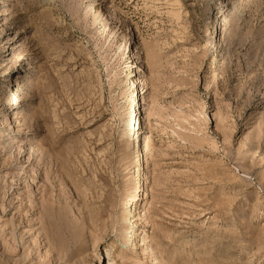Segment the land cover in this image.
I'll use <instances>...</instances> for the list:
<instances>
[{
	"label": "rangeland",
	"instance_id": "1",
	"mask_svg": "<svg viewBox=\"0 0 264 264\" xmlns=\"http://www.w3.org/2000/svg\"><path fill=\"white\" fill-rule=\"evenodd\" d=\"M0 264H264V0H0Z\"/></svg>",
	"mask_w": 264,
	"mask_h": 264
},
{
	"label": "bare ground",
	"instance_id": "2",
	"mask_svg": "<svg viewBox=\"0 0 264 264\" xmlns=\"http://www.w3.org/2000/svg\"><path fill=\"white\" fill-rule=\"evenodd\" d=\"M140 82L138 80L134 81V86L131 88V94H132V101L135 103L133 109V111H129L132 113H136L137 110L140 109V104H141V99H140ZM133 106V105H132ZM133 124V123H132ZM139 125V123H137V126ZM139 130V128H137ZM139 132V131H138ZM132 198L129 199V201H131Z\"/></svg>",
	"mask_w": 264,
	"mask_h": 264
}]
</instances>
